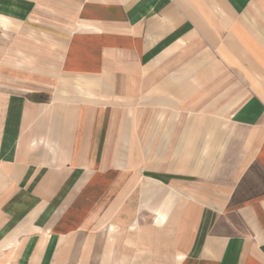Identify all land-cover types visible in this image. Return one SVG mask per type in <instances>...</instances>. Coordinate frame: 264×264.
Returning <instances> with one entry per match:
<instances>
[{
  "label": "crops",
  "instance_id": "0c3cea01",
  "mask_svg": "<svg viewBox=\"0 0 264 264\" xmlns=\"http://www.w3.org/2000/svg\"><path fill=\"white\" fill-rule=\"evenodd\" d=\"M0 264H264V0H0Z\"/></svg>",
  "mask_w": 264,
  "mask_h": 264
}]
</instances>
